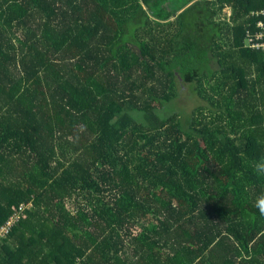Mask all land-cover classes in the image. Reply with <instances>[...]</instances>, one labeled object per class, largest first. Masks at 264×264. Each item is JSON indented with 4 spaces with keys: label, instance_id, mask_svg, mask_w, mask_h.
Wrapping results in <instances>:
<instances>
[{
    "label": "trees",
    "instance_id": "trees-1",
    "mask_svg": "<svg viewBox=\"0 0 264 264\" xmlns=\"http://www.w3.org/2000/svg\"><path fill=\"white\" fill-rule=\"evenodd\" d=\"M256 31L264 0H0V264H264Z\"/></svg>",
    "mask_w": 264,
    "mask_h": 264
},
{
    "label": "built area",
    "instance_id": "built-area-1",
    "mask_svg": "<svg viewBox=\"0 0 264 264\" xmlns=\"http://www.w3.org/2000/svg\"><path fill=\"white\" fill-rule=\"evenodd\" d=\"M251 41V44H254V47L257 46H264V41L261 39V33L259 31H256L254 34V43L252 42L253 38H249ZM13 222V216H11L8 220H6L1 226H0V238L4 236L9 228L11 227Z\"/></svg>",
    "mask_w": 264,
    "mask_h": 264
},
{
    "label": "clouds",
    "instance_id": "clouds-1",
    "mask_svg": "<svg viewBox=\"0 0 264 264\" xmlns=\"http://www.w3.org/2000/svg\"><path fill=\"white\" fill-rule=\"evenodd\" d=\"M257 171L258 174H264V163L257 165ZM258 207H260L261 212H264V206H260V204H258Z\"/></svg>",
    "mask_w": 264,
    "mask_h": 264
},
{
    "label": "rangeland",
    "instance_id": "rangeland-1",
    "mask_svg": "<svg viewBox=\"0 0 264 264\" xmlns=\"http://www.w3.org/2000/svg\"><path fill=\"white\" fill-rule=\"evenodd\" d=\"M190 103H191V99H187L184 96H182L181 99L179 100V105H183V104L190 105Z\"/></svg>",
    "mask_w": 264,
    "mask_h": 264
}]
</instances>
